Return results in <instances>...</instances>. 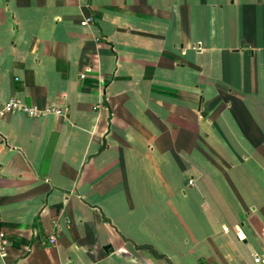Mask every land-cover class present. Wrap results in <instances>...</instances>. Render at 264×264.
Here are the masks:
<instances>
[{
  "label": "crops",
  "instance_id": "crops-1",
  "mask_svg": "<svg viewBox=\"0 0 264 264\" xmlns=\"http://www.w3.org/2000/svg\"><path fill=\"white\" fill-rule=\"evenodd\" d=\"M12 97L68 111L0 114V264L264 253V0H0Z\"/></svg>",
  "mask_w": 264,
  "mask_h": 264
},
{
  "label": "built area",
  "instance_id": "built-area-1",
  "mask_svg": "<svg viewBox=\"0 0 264 264\" xmlns=\"http://www.w3.org/2000/svg\"><path fill=\"white\" fill-rule=\"evenodd\" d=\"M91 19H87L84 21L85 23L90 22ZM68 109H62L59 106H46V107H39L36 105H32L27 103L20 97H12L7 102H5L0 110V114H4L6 112H22L30 117H45L49 114H56L59 116H65ZM3 218L0 215V222H2ZM51 243L57 242V237L52 235L50 237ZM9 249V240L7 234L4 230L0 229V254L5 256L8 254ZM254 263L255 264H264V253H258L254 256Z\"/></svg>",
  "mask_w": 264,
  "mask_h": 264
}]
</instances>
